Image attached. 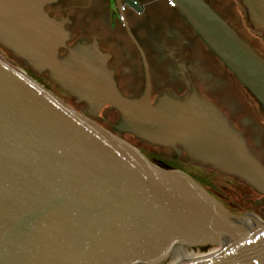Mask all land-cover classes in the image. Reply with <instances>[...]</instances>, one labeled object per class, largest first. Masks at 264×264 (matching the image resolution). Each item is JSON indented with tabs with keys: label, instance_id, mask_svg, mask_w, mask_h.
<instances>
[{
	"label": "water",
	"instance_id": "95a60500",
	"mask_svg": "<svg viewBox=\"0 0 264 264\" xmlns=\"http://www.w3.org/2000/svg\"><path fill=\"white\" fill-rule=\"evenodd\" d=\"M53 1L0 0V44L48 70L89 115L113 106L119 131L264 193V164L220 108L195 94L153 104L149 72L142 96L124 95L96 41L68 45L66 20L45 9ZM174 1L264 108V56L207 0ZM242 1L264 32V0ZM89 115L0 57V264H264V227L248 235L255 216L231 212ZM206 244L224 248L187 252Z\"/></svg>",
	"mask_w": 264,
	"mask_h": 264
},
{
	"label": "flooded vegetation",
	"instance_id": "af4514ba",
	"mask_svg": "<svg viewBox=\"0 0 264 264\" xmlns=\"http://www.w3.org/2000/svg\"><path fill=\"white\" fill-rule=\"evenodd\" d=\"M207 1L245 38L240 22H244L247 7L242 0L241 3L239 0ZM45 9L51 16L66 20L69 46L96 41L124 95L142 96L149 72L151 101L155 105L165 96L186 99L195 94L208 100L225 113L264 164V108L261 102L211 50L177 7L169 6L166 0H55L47 3ZM67 52L65 48L62 54ZM13 55L30 73L47 74L53 84L63 89L50 78L48 70L40 72ZM68 96L74 99L76 107L64 102L89 115L87 102ZM89 116L129 142L133 139L155 148L161 167L184 171L186 164L191 163L196 168L206 167L221 175L222 178L215 181L198 171H185L231 212L250 213L256 217L248 235L264 227V193L245 179L196 162L185 150L179 154L170 146L154 144L129 131H119L116 125L121 120V113L113 106L108 105L98 114ZM237 243L238 240L233 239L226 245ZM221 248L223 245L206 244L192 246L187 252L207 255Z\"/></svg>",
	"mask_w": 264,
	"mask_h": 264
},
{
	"label": "rangeland",
	"instance_id": "374dc122",
	"mask_svg": "<svg viewBox=\"0 0 264 264\" xmlns=\"http://www.w3.org/2000/svg\"><path fill=\"white\" fill-rule=\"evenodd\" d=\"M241 3V0H239ZM245 9V8H244ZM240 25L245 33V38L250 42L253 43L256 47L257 50L263 54L264 52V32L262 30L256 29L253 26L252 21L250 20V17L248 15L247 9L244 10V22H240ZM10 50L4 49L2 45L0 44V57L10 63L11 65L18 67L20 69L25 70L30 76L38 80L40 83H42L44 86H46L48 89L53 91L56 95L60 97V99L66 101L68 104H71L73 107H76L74 103V99L68 96V92L57 87L53 82L49 79L47 74H40V75H35L30 73L28 69H26L24 66H22L17 59L14 57L13 53L9 52ZM71 95V94H70ZM130 142L135 144L141 151L151 155L152 157L157 159L156 151L155 148L150 146L147 143H140L139 141L131 139ZM159 156V155H158ZM184 171L190 172V171H198L205 175L207 178L208 176L210 179L212 178L213 180L217 181V179L222 178L221 175L210 171L209 169H206V167L202 168H196L191 163H187L186 167L183 169Z\"/></svg>",
	"mask_w": 264,
	"mask_h": 264
},
{
	"label": "built area",
	"instance_id": "2783aa9c",
	"mask_svg": "<svg viewBox=\"0 0 264 264\" xmlns=\"http://www.w3.org/2000/svg\"><path fill=\"white\" fill-rule=\"evenodd\" d=\"M169 6L175 7L176 3L174 0H166ZM23 70V69H22ZM25 71V70H24ZM26 72V71H25ZM27 73V72H26Z\"/></svg>",
	"mask_w": 264,
	"mask_h": 264
}]
</instances>
